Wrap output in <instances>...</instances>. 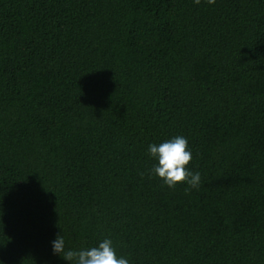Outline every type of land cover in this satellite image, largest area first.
<instances>
[{
  "label": "trees",
  "instance_id": "trees-1",
  "mask_svg": "<svg viewBox=\"0 0 264 264\" xmlns=\"http://www.w3.org/2000/svg\"><path fill=\"white\" fill-rule=\"evenodd\" d=\"M175 136L188 192L151 172ZM58 233L264 264V0H0V264H70Z\"/></svg>",
  "mask_w": 264,
  "mask_h": 264
},
{
  "label": "clouds",
  "instance_id": "clouds-1",
  "mask_svg": "<svg viewBox=\"0 0 264 264\" xmlns=\"http://www.w3.org/2000/svg\"><path fill=\"white\" fill-rule=\"evenodd\" d=\"M194 2L199 4L200 0ZM207 2L214 4L215 0H207ZM148 152L158 161L151 172L161 178L167 186L174 188L178 183H186L189 186L185 189L186 192L199 188L201 174L192 172L187 167L192 154L185 137L175 136L159 144L152 143L148 146ZM52 250L70 264H129L125 256L117 255L110 238L103 239L97 246L66 251L64 237L58 233L56 239L52 241Z\"/></svg>",
  "mask_w": 264,
  "mask_h": 264
}]
</instances>
